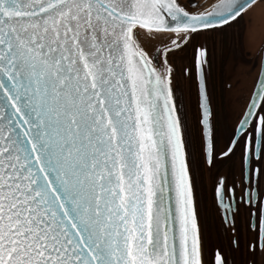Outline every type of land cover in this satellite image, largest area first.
Listing matches in <instances>:
<instances>
[{"label":"snow or ice","instance_id":"1","mask_svg":"<svg viewBox=\"0 0 264 264\" xmlns=\"http://www.w3.org/2000/svg\"><path fill=\"white\" fill-rule=\"evenodd\" d=\"M257 8L0 0V264H264V48L223 142L212 79Z\"/></svg>","mask_w":264,"mask_h":264},{"label":"flooded vegetation","instance_id":"2","mask_svg":"<svg viewBox=\"0 0 264 264\" xmlns=\"http://www.w3.org/2000/svg\"><path fill=\"white\" fill-rule=\"evenodd\" d=\"M183 2L186 3L187 0H183ZM196 2L202 3L203 0H196ZM246 18L249 17H245V21L248 22L247 24L245 22L243 31L241 26L234 25L226 32V34H224L223 39L228 40L230 44L231 42L235 41L237 43L239 39V44L241 42V44L243 45V52H241L240 57L244 59V61L250 62L257 56L261 49L264 48V8H257L252 13H250L251 23H249V20H247ZM216 39V65H214L213 68L216 69V72L213 74V106L215 111L217 112L221 142H223L225 126L230 128L235 122L236 114L242 107V102L238 98L241 96H247L248 92L251 90L252 82L255 78V73H250L251 81L248 91H245V93H243L242 89L240 88L239 91L235 90V92L230 95L228 93V82L224 81L221 75V68L224 69L227 66L226 62H224L223 64L220 63L222 52L219 45L221 39L220 37H217ZM213 62L215 63L214 58ZM245 64L248 68L250 67L249 63ZM234 67L236 68V65Z\"/></svg>","mask_w":264,"mask_h":264},{"label":"rangeland","instance_id":"3","mask_svg":"<svg viewBox=\"0 0 264 264\" xmlns=\"http://www.w3.org/2000/svg\"><path fill=\"white\" fill-rule=\"evenodd\" d=\"M249 20V18H246ZM245 22L247 24L248 21H241L239 26H241L242 31H243V26L245 25ZM210 49H211V42H210ZM219 47L221 48L222 56H221V62L224 63L226 62L227 66L226 68H221V75L224 81L229 82V81H235V79L239 78L241 80V83L239 85L233 84V87L229 88L228 93L231 95L232 93L236 91H239L240 88L242 89L243 93L245 91H248L249 86H250V81H251V74L248 75H241V70L248 68L247 65L245 64L246 61L240 57L241 52H243V45L239 44V39L236 43L235 42H230L228 40H222L220 42ZM242 49V50H241ZM213 58L215 59L214 65H216V48L213 53ZM225 59V60H224ZM174 62L176 64L177 72L176 75L178 78H180V86H181V91L183 90V79L181 77V66L185 62L184 56H177L174 58ZM236 65V68L234 67ZM222 67V66H221ZM216 68V67H215ZM216 72V69H213V74ZM213 79V77H212ZM214 81V80H213ZM242 93V94H243ZM237 107V106H236ZM207 183V176H205V184Z\"/></svg>","mask_w":264,"mask_h":264}]
</instances>
